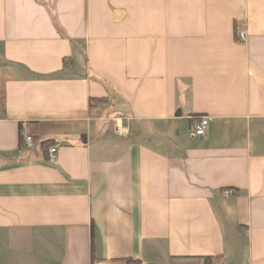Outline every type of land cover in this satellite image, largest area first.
Listing matches in <instances>:
<instances>
[{
    "label": "crops",
    "instance_id": "1",
    "mask_svg": "<svg viewBox=\"0 0 264 264\" xmlns=\"http://www.w3.org/2000/svg\"><path fill=\"white\" fill-rule=\"evenodd\" d=\"M130 261L264 264V0H0V264Z\"/></svg>",
    "mask_w": 264,
    "mask_h": 264
},
{
    "label": "built area",
    "instance_id": "2",
    "mask_svg": "<svg viewBox=\"0 0 264 264\" xmlns=\"http://www.w3.org/2000/svg\"><path fill=\"white\" fill-rule=\"evenodd\" d=\"M239 38L241 40H246L247 34L245 32H239ZM211 117L210 116H202L198 122L195 123L194 130H193V135L194 136H203L205 135L208 125L210 123ZM115 132L117 134H122V135H129L127 127L124 125V122L122 118L117 117L115 118ZM24 147L27 150H35L37 148V141L36 138L33 134H24ZM58 150L59 146L57 144H52L48 148V153H47V159L50 161H55L58 155ZM233 193V190L231 189H226L225 194L230 195ZM128 264H145V262L142 261H130ZM218 264H222L219 262Z\"/></svg>",
    "mask_w": 264,
    "mask_h": 264
},
{
    "label": "trees",
    "instance_id": "3",
    "mask_svg": "<svg viewBox=\"0 0 264 264\" xmlns=\"http://www.w3.org/2000/svg\"><path fill=\"white\" fill-rule=\"evenodd\" d=\"M103 101V100H101ZM21 146L24 147V138H23V135L21 136ZM54 143H52V140H44L42 141V144H41V147L44 149V152L46 153V156H47V153H48V148Z\"/></svg>",
    "mask_w": 264,
    "mask_h": 264
},
{
    "label": "rangeland",
    "instance_id": "4",
    "mask_svg": "<svg viewBox=\"0 0 264 264\" xmlns=\"http://www.w3.org/2000/svg\"><path fill=\"white\" fill-rule=\"evenodd\" d=\"M39 145V144H38ZM37 148H40V146H37Z\"/></svg>",
    "mask_w": 264,
    "mask_h": 264
}]
</instances>
